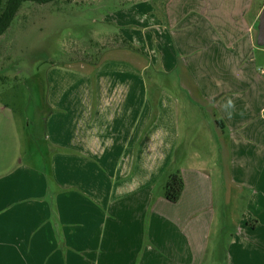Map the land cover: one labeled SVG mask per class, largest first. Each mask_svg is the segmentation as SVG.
<instances>
[{"label":"crops","instance_id":"1","mask_svg":"<svg viewBox=\"0 0 264 264\" xmlns=\"http://www.w3.org/2000/svg\"><path fill=\"white\" fill-rule=\"evenodd\" d=\"M263 7L264 0H164L161 11L148 1L131 5L135 20L126 25L136 44L155 46V64L164 74L176 71L178 87L208 109L219 134L218 162L200 156L183 165L185 188L172 202L164 191L176 157L172 139L120 145L113 160L103 142L45 130L53 157L44 171L18 158L19 136L12 159L4 132L0 264H215L208 251L219 228L217 199L233 224L226 264H264V46L257 44ZM51 118L52 125L63 117ZM90 150L95 159L82 157ZM209 170L218 173L223 194Z\"/></svg>","mask_w":264,"mask_h":264},{"label":"rangeland","instance_id":"2","mask_svg":"<svg viewBox=\"0 0 264 264\" xmlns=\"http://www.w3.org/2000/svg\"><path fill=\"white\" fill-rule=\"evenodd\" d=\"M146 1L154 3L158 11L164 3L62 0L60 8L32 2L23 5L11 27L0 36V145L6 140L2 133L7 132L12 159L20 141L18 158L49 171L53 153L44 134L45 130H58L64 137L78 133L82 143H94L93 139L96 144L103 142L106 155L113 160L120 154V145L145 142L149 147L155 137L158 144L172 139L176 157L167 175L181 170L183 165H195L200 156L218 162L219 134L208 124V109L196 106L178 87L176 71L164 74L152 55L160 57L161 52L148 46L147 40L136 44L135 31L126 25L128 19L135 20V16H130V6ZM5 2L0 0V5ZM124 31L131 37L128 41L133 48L104 50ZM133 51L140 54L138 63ZM97 55L96 63L88 61ZM99 82L103 85L99 86ZM170 95L176 99L167 102L165 98ZM51 114L63 118L51 125ZM47 119L50 120L46 129ZM85 130H91L93 135H85ZM90 151L79 153L95 159L96 152ZM211 174L215 192L223 194L218 173ZM217 200L219 228L212 231L208 259L226 264L233 224L228 211L219 205L222 199Z\"/></svg>","mask_w":264,"mask_h":264},{"label":"trees","instance_id":"3","mask_svg":"<svg viewBox=\"0 0 264 264\" xmlns=\"http://www.w3.org/2000/svg\"><path fill=\"white\" fill-rule=\"evenodd\" d=\"M27 2L37 3V4H52L60 8L62 0H6L4 5H0V36L4 35L8 29L11 27L13 20L16 18L23 5ZM120 5V4H119ZM104 46V50L112 48H133L130 45L128 38L120 34L118 37L114 38V41L110 42ZM138 50L137 48H134ZM100 56V55H99ZM98 55L92 59H88L89 62H95ZM168 176V177H167ZM166 176V183L164 186L165 196L172 202H177L181 198L184 188L185 180L180 169L172 171Z\"/></svg>","mask_w":264,"mask_h":264},{"label":"water","instance_id":"4","mask_svg":"<svg viewBox=\"0 0 264 264\" xmlns=\"http://www.w3.org/2000/svg\"><path fill=\"white\" fill-rule=\"evenodd\" d=\"M257 29V44L259 46H264V7L262 8V11L259 16V23Z\"/></svg>","mask_w":264,"mask_h":264}]
</instances>
